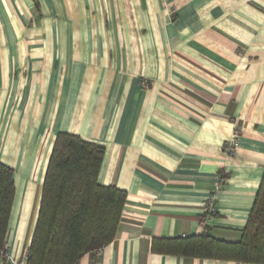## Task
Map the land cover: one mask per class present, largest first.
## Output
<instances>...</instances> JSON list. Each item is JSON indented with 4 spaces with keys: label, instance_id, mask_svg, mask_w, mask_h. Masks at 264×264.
<instances>
[{
    "label": "crops",
    "instance_id": "crops-1",
    "mask_svg": "<svg viewBox=\"0 0 264 264\" xmlns=\"http://www.w3.org/2000/svg\"><path fill=\"white\" fill-rule=\"evenodd\" d=\"M59 133L104 146L98 183L127 193L114 242L79 264H241L152 242L202 234L210 200L211 236L242 238L264 175V0H0V163L14 171L18 262Z\"/></svg>",
    "mask_w": 264,
    "mask_h": 264
},
{
    "label": "trees",
    "instance_id": "trees-1",
    "mask_svg": "<svg viewBox=\"0 0 264 264\" xmlns=\"http://www.w3.org/2000/svg\"><path fill=\"white\" fill-rule=\"evenodd\" d=\"M104 155L102 145L68 133L56 136L26 264H79L84 256L95 257L114 242L127 193L98 183ZM220 177L225 180L227 175L221 172ZM14 197V171L0 163V264L8 253ZM205 219L202 234L154 239L152 252L201 260L264 264V175L240 242L214 239Z\"/></svg>",
    "mask_w": 264,
    "mask_h": 264
},
{
    "label": "built area",
    "instance_id": "built-area-1",
    "mask_svg": "<svg viewBox=\"0 0 264 264\" xmlns=\"http://www.w3.org/2000/svg\"><path fill=\"white\" fill-rule=\"evenodd\" d=\"M238 135L239 134L236 132V134L234 135V139L232 140V142L228 145V147L225 148L226 152L229 153L230 155L233 154V151H234V149L236 147V141H237ZM214 214H216V207L214 205V201H211L210 200V201H208L206 203V215H205L206 219H205V223H206L207 218L210 217V216H212V215H214ZM6 259H9L8 260V264H26V261H27V252H26V254H25V256H24V258H23V260L21 262H18L16 260L12 259V258H9L8 255H6L5 260Z\"/></svg>",
    "mask_w": 264,
    "mask_h": 264
}]
</instances>
